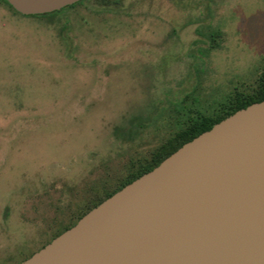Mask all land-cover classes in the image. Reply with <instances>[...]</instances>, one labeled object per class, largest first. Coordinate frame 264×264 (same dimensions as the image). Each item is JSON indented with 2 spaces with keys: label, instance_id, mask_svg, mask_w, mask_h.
Instances as JSON below:
<instances>
[{
  "label": "rangeland",
  "instance_id": "1",
  "mask_svg": "<svg viewBox=\"0 0 264 264\" xmlns=\"http://www.w3.org/2000/svg\"><path fill=\"white\" fill-rule=\"evenodd\" d=\"M103 1L47 18L0 1V264L264 74V0Z\"/></svg>",
  "mask_w": 264,
  "mask_h": 264
},
{
  "label": "water",
  "instance_id": "2",
  "mask_svg": "<svg viewBox=\"0 0 264 264\" xmlns=\"http://www.w3.org/2000/svg\"><path fill=\"white\" fill-rule=\"evenodd\" d=\"M24 16L84 0H6ZM21 264H264V101L237 111Z\"/></svg>",
  "mask_w": 264,
  "mask_h": 264
},
{
  "label": "trees",
  "instance_id": "3",
  "mask_svg": "<svg viewBox=\"0 0 264 264\" xmlns=\"http://www.w3.org/2000/svg\"><path fill=\"white\" fill-rule=\"evenodd\" d=\"M4 4L8 5L15 13H18L6 0H0ZM84 0L76 5L68 7L74 8L75 6L86 2ZM105 0L103 1V3ZM111 2V1H110ZM112 4V2H111ZM67 9V8H65ZM64 10V9H63ZM60 12V11H59ZM59 12H55L52 14L41 15V16H32V17H39V18H47L51 16H55ZM21 15V14H20ZM219 35V34H216ZM214 35V37H216ZM264 101V74L259 79L258 85L255 91L250 95H245L241 92H236L235 96L230 98L228 101L224 103H219L217 107L213 108L210 111L206 112H198L195 113L193 111H189L188 119L184 122L183 126L177 130L173 135L167 138L164 142H162L157 148L153 150L149 157L140 159L137 162H132L131 166L129 167V171L126 174L125 178L121 180L115 187H104L103 194L97 195L93 197L87 207L77 214L72 222L63 228L62 231L57 232L53 238L42 247V249L51 243L55 238L75 226L79 220L84 217L87 213L91 210L99 206L105 200L113 196L115 193L122 190L127 185L131 184L135 180L139 179L146 173L151 172L156 167H158L165 159L170 157L173 153L179 150L182 146L186 143L191 142L201 134L211 130L216 124L220 123L221 121L225 120L229 116L233 115L237 111L245 109L255 103L263 102ZM31 255L30 257H32ZM25 258L21 262L16 264H21L25 260L29 259Z\"/></svg>",
  "mask_w": 264,
  "mask_h": 264
}]
</instances>
